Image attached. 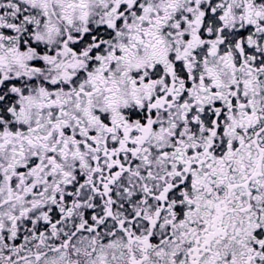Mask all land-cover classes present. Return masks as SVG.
I'll list each match as a JSON object with an SVG mask.
<instances>
[{
  "label": "snow or ice",
  "instance_id": "6c2138e0",
  "mask_svg": "<svg viewBox=\"0 0 264 264\" xmlns=\"http://www.w3.org/2000/svg\"><path fill=\"white\" fill-rule=\"evenodd\" d=\"M0 264H264V0H0Z\"/></svg>",
  "mask_w": 264,
  "mask_h": 264
}]
</instances>
